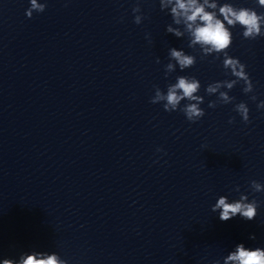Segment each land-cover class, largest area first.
I'll return each mask as SVG.
<instances>
[{"label": "clouds", "instance_id": "clouds-1", "mask_svg": "<svg viewBox=\"0 0 264 264\" xmlns=\"http://www.w3.org/2000/svg\"><path fill=\"white\" fill-rule=\"evenodd\" d=\"M260 8H264V0H256ZM47 7L46 3L30 0V7L26 9L27 18H32L33 13H42ZM161 11H166L172 18V23L166 26V32L176 38L187 37L188 47L199 51L200 59L213 56L221 59L222 67L226 74L234 79H226L209 83L205 88L207 95H216L215 101H209L208 107L215 108L217 104L233 103L235 97L229 95V91L238 83L243 82L242 91L245 94L253 93L254 84L247 72V65L239 58L229 55L228 49L233 43L232 29L239 26L243 29L241 35L244 40L254 41L264 38V12H258L253 7H237L232 0H159ZM134 23L140 25L146 16L143 14L140 0H137L132 8ZM175 25V26H174ZM151 42V41H150ZM169 62L165 65V77L174 73L179 67L181 72L193 68L197 63L195 55L187 54L183 48L171 47L168 51ZM157 63H160L157 58ZM202 85L195 76L178 75L175 83L167 85L163 91L158 86L154 87V95L150 98L152 104H162L166 112L180 111L187 121L195 123L205 116V110L201 107L204 96L199 95ZM227 89L228 91L222 90ZM253 101L256 96L250 97ZM182 101H186L182 105ZM258 109H264V101L257 104ZM234 111L239 114L244 123L250 122L249 108L246 103L240 102L234 105ZM234 118L229 120L233 123ZM162 151V149H157ZM254 192L264 191V184L256 180L250 182ZM239 186L235 191L239 192ZM259 203L256 199L249 201L248 196L241 194L238 200L229 201L227 196H219L211 211L219 213L221 221H228L236 216L246 221H253L258 215ZM255 235L249 239L255 240ZM0 264H68L56 252L31 251L23 252L18 259L3 258ZM214 264H220L215 261ZM223 264H264V248H248L244 243L236 244L224 258Z\"/></svg>", "mask_w": 264, "mask_h": 264}]
</instances>
